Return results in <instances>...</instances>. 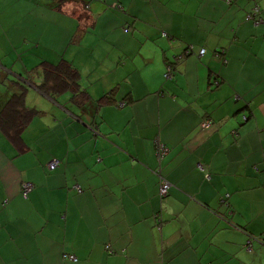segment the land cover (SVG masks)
<instances>
[{
    "label": "crops",
    "instance_id": "1",
    "mask_svg": "<svg viewBox=\"0 0 264 264\" xmlns=\"http://www.w3.org/2000/svg\"><path fill=\"white\" fill-rule=\"evenodd\" d=\"M54 2L0 0V109H37L23 151L0 134V264H264V0L66 1L59 29L108 50L76 96L29 66Z\"/></svg>",
    "mask_w": 264,
    "mask_h": 264
},
{
    "label": "rangeland",
    "instance_id": "2",
    "mask_svg": "<svg viewBox=\"0 0 264 264\" xmlns=\"http://www.w3.org/2000/svg\"><path fill=\"white\" fill-rule=\"evenodd\" d=\"M66 1L68 0H64L63 3H60L59 0H55L54 4L52 5L53 10L49 11L50 14L47 18V23L40 20H33L36 28L41 30L42 33L37 37L36 43H34L32 46H30V43H27V46L30 47L28 51H36L40 54H38L39 59L33 63H30L29 66L34 67L35 64L37 66V64H39L41 60L48 61L53 65H59L64 60H72L75 62L72 65H74L80 71L81 78H84V82L82 80L81 82L85 83L87 87H89V85L94 86V84H96L95 81L99 80L98 76L96 75V73L99 72L98 68H100L101 65L104 64L101 60H104L108 52L106 46L100 41L104 38V35L100 34V32L98 31L91 30V28L89 27L87 36L85 38H77L81 36L80 34L74 39H71V35L68 33L67 29L60 30L58 15H60L59 13L63 11L62 8ZM82 5H88V3H84ZM82 20L86 22V19ZM88 24L89 23H87L86 25L81 24V27L86 28L88 27ZM82 28L80 30L81 33ZM19 35L20 33L18 31L17 38L13 40L15 42V46L17 47L19 45H23V43L21 44L18 40ZM29 35L31 38H33L32 33H30ZM10 48L12 49V46H10ZM12 51L14 50L12 49ZM27 53L28 52L24 53L25 58L29 57ZM88 57L90 63H83ZM7 58H9V61H11L12 59V57ZM21 64V61H17L15 63L16 66H19ZM88 76H91V78L89 79ZM26 83L28 84V82ZM24 99L27 106L32 102L30 96L25 95ZM263 239L264 235H261L259 239L255 237L253 240L256 244L264 247Z\"/></svg>",
    "mask_w": 264,
    "mask_h": 264
},
{
    "label": "trees",
    "instance_id": "3",
    "mask_svg": "<svg viewBox=\"0 0 264 264\" xmlns=\"http://www.w3.org/2000/svg\"><path fill=\"white\" fill-rule=\"evenodd\" d=\"M81 28L82 27L80 26V29ZM187 52L188 50L185 51V54ZM167 66L168 67L165 75L167 73L173 74V64H168ZM32 70L33 72L36 71L42 74V83L41 86H39L41 91L46 92L47 90H51L54 93H59L63 90L70 89L74 95L79 91L78 89L80 72L74 65L71 64L70 61L64 60L59 65H53L48 61L43 60L37 66L33 67ZM9 81L12 82L11 80ZM24 97L25 93L23 91L11 94L7 96L6 100H4L3 105L0 109V134L8 138L10 142L17 148V150L20 151L24 150L22 131L31 121L33 116L37 113L36 108L26 106ZM242 118L246 119L245 116H243ZM162 145L167 148L165 144ZM157 149L158 148L156 143V151ZM200 165L202 166V168L199 167ZM46 167L50 171L54 170L50 169L48 166ZM196 167L200 171L204 172V178L206 179V181H209L211 179V174L207 170H205V167L201 162H198L196 164ZM169 184L170 186L168 187L167 192L164 195L159 193L161 199L168 195L170 188L173 186L171 185V183ZM21 195L23 198L27 196V194H23V192H21ZM72 258L75 257L74 255L70 254H65L63 257L64 260H71L73 262L77 261L76 258L75 261Z\"/></svg>",
    "mask_w": 264,
    "mask_h": 264
},
{
    "label": "built area",
    "instance_id": "4",
    "mask_svg": "<svg viewBox=\"0 0 264 264\" xmlns=\"http://www.w3.org/2000/svg\"><path fill=\"white\" fill-rule=\"evenodd\" d=\"M259 11L258 8L255 9V14ZM205 50L204 49H201L200 50V54H202ZM157 153H158V157L161 158L165 155L167 149L158 141L157 142ZM58 165V161L57 160H51L48 162L47 166L50 168V169H55L56 166ZM200 168H202V166L200 165L199 166ZM170 186V184L165 181V180H162L161 181V186H160V189H159V193H161L162 195H164L166 192H167V189L168 187ZM32 185L29 183V182H23L22 183V187H21V192H23V194H28V192L30 191ZM78 191H80V188L79 187H76ZM73 260H75V258H72Z\"/></svg>",
    "mask_w": 264,
    "mask_h": 264
},
{
    "label": "bare ground",
    "instance_id": "5",
    "mask_svg": "<svg viewBox=\"0 0 264 264\" xmlns=\"http://www.w3.org/2000/svg\"><path fill=\"white\" fill-rule=\"evenodd\" d=\"M161 177V176H160ZM251 238V237H250Z\"/></svg>",
    "mask_w": 264,
    "mask_h": 264
}]
</instances>
